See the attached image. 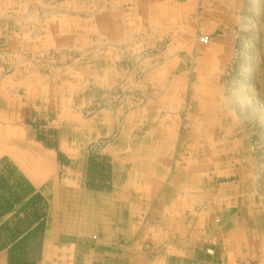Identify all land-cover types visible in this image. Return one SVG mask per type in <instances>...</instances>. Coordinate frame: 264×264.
<instances>
[{
  "label": "crops",
  "instance_id": "obj_1",
  "mask_svg": "<svg viewBox=\"0 0 264 264\" xmlns=\"http://www.w3.org/2000/svg\"><path fill=\"white\" fill-rule=\"evenodd\" d=\"M31 2L0 0V264H264V117L200 72L183 119L192 52L227 67L233 41H175L167 57L180 72L152 56V99L124 112L103 99L135 72L111 52L53 78L22 60L71 45L53 22L26 21ZM225 2L244 12L245 0ZM232 72L257 83L258 69Z\"/></svg>",
  "mask_w": 264,
  "mask_h": 264
},
{
  "label": "rangeland",
  "instance_id": "obj_2",
  "mask_svg": "<svg viewBox=\"0 0 264 264\" xmlns=\"http://www.w3.org/2000/svg\"><path fill=\"white\" fill-rule=\"evenodd\" d=\"M31 1L32 8L35 9H32L34 13L31 14V20L26 17V21L53 22L57 25L58 32L64 34L63 38L65 37L71 43L68 47L25 53L22 55V60L30 65L31 69L53 78L60 71L80 66L81 61L91 60L95 56H105L106 51H109L112 59H117L119 67H130L131 72H135L131 79H128L127 74L122 81L118 82L120 87L116 93L106 95L112 102L104 98L103 105L112 103L113 106H122L124 112H127L128 102H133L140 107L145 105L152 99L151 95L142 90L149 81L148 59L159 56L164 51V70L169 69L172 77L178 74L181 68L175 67L176 63L170 56L167 57L168 49H175L172 47L175 41L179 43L178 47L181 43H189L193 39L199 43L200 35L210 37L207 34L210 32L211 41L214 36L224 41H233L232 58L227 67L226 65L221 67L214 59L208 60L211 57L208 55L209 51L202 54L207 56V59L201 62H198L199 50L198 54L196 51H193L194 54L192 52V57L188 61L189 71L186 73L184 82L187 96L183 119L188 121L195 76L200 72L205 76L202 84L204 81L211 82L218 89L225 84H233L234 86L231 87L233 94L227 97L229 101L243 105L248 114L257 113L264 117L261 106H258V110L250 108L253 101L264 103V77L259 75V70L264 68V0H245L244 12L234 14L228 11L226 0ZM201 45L208 46L209 43ZM218 48L223 49V52L217 49L219 53L227 50L228 55L231 54L229 47ZM184 54V51L180 52V58H183ZM241 56H244V61L240 60ZM252 59L254 60L251 61ZM256 69H258L257 83L244 80L238 85L235 77L230 78L232 71L240 75L242 70L254 72ZM120 75L123 77V73ZM129 82L137 88L129 91ZM259 86L260 89H258ZM218 94L225 96L221 92ZM217 100L220 101V99ZM99 102L102 103V100L99 99ZM251 115L246 117L252 119ZM200 116H204V111ZM226 116L225 109L217 110L218 123L224 122ZM250 147L255 154L256 145L252 144ZM78 210L77 214L80 212ZM73 225H76L74 229H77L80 223H73Z\"/></svg>",
  "mask_w": 264,
  "mask_h": 264
},
{
  "label": "built area",
  "instance_id": "obj_3",
  "mask_svg": "<svg viewBox=\"0 0 264 264\" xmlns=\"http://www.w3.org/2000/svg\"><path fill=\"white\" fill-rule=\"evenodd\" d=\"M198 41L201 44H208L210 41V37L208 35H200Z\"/></svg>",
  "mask_w": 264,
  "mask_h": 264
}]
</instances>
